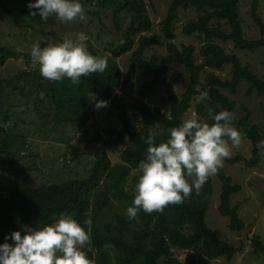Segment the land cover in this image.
Masks as SVG:
<instances>
[{
	"label": "trees",
	"instance_id": "obj_1",
	"mask_svg": "<svg viewBox=\"0 0 264 264\" xmlns=\"http://www.w3.org/2000/svg\"><path fill=\"white\" fill-rule=\"evenodd\" d=\"M169 1L171 5L167 17L160 23L163 35L154 33V23L145 0L100 1V7L113 9L118 32L123 38L122 42L109 49L111 57L108 59L107 69L103 73L81 77L78 85H73L68 78L62 81L48 80L40 84V91L49 99L51 112L55 111L60 116L57 117V122L71 123L77 130L85 128L97 109L92 107L93 113L91 110L87 111L89 104L93 101H106L110 112L116 113L122 126L107 131V134L116 136L112 150L118 152L121 144L128 145L120 151L121 163L118 165H113L105 152H98L88 177L83 180H71L40 188L0 183V243H3L4 237L12 231L51 223L54 214L68 212L81 224L91 213V241L94 251L88 255L95 260V264H185L174 256V249L202 251L210 261L225 259L231 262L239 253L234 245L222 240L206 222L214 194L211 176L199 192L193 190L190 197L180 204H169L163 211L152 213L141 210L134 219H129L126 215L127 207L132 204L134 185L140 174L138 165L144 158L147 147L144 139L151 134L155 135L156 143L165 141L169 136L168 129L178 126L187 117L192 103L202 91L207 90L209 97L206 101L198 100L194 106L195 116L211 123L208 117L209 108L215 112L228 110L234 115L235 126L243 133L242 142L251 141L250 160L239 152L233 158H225L226 163L235 165L245 162L246 167L252 169L259 165L262 158L256 145L264 139V131L257 125L249 124L251 112L248 108H243L246 114L241 119L237 118V104L230 99V94H236L243 83H248L247 96L254 93L263 96L264 80L253 73L250 65L243 64L235 54H227L217 43L232 40L235 48L240 51L255 52L264 49V23L257 14V1L254 0L252 6V18L260 27V38L257 40L246 39L239 16V0ZM29 2L30 0H23L20 3L21 17L27 28L57 24L54 17H50L47 22L38 15L32 17L27 7ZM190 8H194L198 16L188 20L182 32L184 36H195L204 43L199 48V64L195 58L197 48L193 44L179 47L175 43L178 11ZM224 27H229L231 33L224 30ZM165 40L170 41L167 44L169 54L188 72L186 89L182 94L177 92V87L181 84L179 75L168 77L169 66L162 65L156 56L150 59L145 56L147 50L163 47ZM127 55L131 56V65L122 83L123 74L117 60ZM18 57L16 50L10 51L0 46V66L9 59ZM227 65L232 66L233 76L230 81H224L214 72ZM138 68L151 77L140 88L138 98L132 104L121 97L117 90L123 85L135 86L133 77L138 73ZM28 76H14L10 86L18 79ZM161 89L165 92L162 106L166 107V110L162 107L150 108L144 99ZM9 90V87L5 88L0 84L2 108L10 95ZM19 97L24 98L23 95ZM140 124H144L145 129ZM0 134L5 135L4 144L7 147L6 151L0 149V160L2 155H6L5 159L0 161L2 166L11 164L24 152L27 140L24 137L8 136L1 127ZM215 175L222 183L220 213L230 220L232 231L241 232L245 229V222L239 215V205L232 206L231 199L242 191V187L235 184L222 167ZM115 204L122 210L113 214ZM105 245L109 247L106 248ZM254 248V254L264 255V243L260 238L254 241ZM194 262V257L188 259V264Z\"/></svg>",
	"mask_w": 264,
	"mask_h": 264
},
{
	"label": "rangeland",
	"instance_id": "obj_2",
	"mask_svg": "<svg viewBox=\"0 0 264 264\" xmlns=\"http://www.w3.org/2000/svg\"><path fill=\"white\" fill-rule=\"evenodd\" d=\"M21 1L23 0H0V46L10 51L19 53L17 59H9L0 66V84L9 87V97L4 107L0 106V127L5 129L8 136H19L26 138L24 152L14 162L0 166V183L13 186H27L40 188L71 180H83L89 175L93 167L96 154L105 152L113 165L121 163V152L127 147V143L121 144L118 152L112 150L116 136L107 134L108 130L121 128L116 113L110 112V106L94 109L96 102L89 104L87 111L91 110L93 116L83 130H77L71 123H58L55 111L51 112L48 104L49 99L40 91V84L48 80L39 73L38 66H33L30 57L31 45L39 39L42 46L48 43H59L64 38H75L79 32H84L88 37L83 43L93 55L111 57L110 50L123 41L116 26V18L113 9L100 7L102 0H80L86 9V20H75L69 23L57 22L55 26H34L27 28L21 17ZM148 4V12L154 23V33L163 35L160 23L165 20L171 1L169 0H145ZM258 3L257 14L264 23V0H256ZM254 0H239V16L246 39L257 40L260 38V27L252 18V6ZM194 8L179 10L178 20L175 25L177 46L193 44L197 48L195 58L198 64L201 62L199 48L204 44L197 37H186L183 35V26L190 19L197 18ZM231 33L229 27H224ZM151 34V33H150ZM165 40L163 47H155L147 50L145 56L150 59L156 56L162 65L170 67L168 77L179 75L181 84L177 92H185L188 80V72L184 67L176 63L169 54ZM227 54H235L243 64L250 65L255 75L264 80V49L255 52L237 50L232 40L227 42L217 41ZM122 70V83L127 77L131 65V56L127 55L117 60ZM224 81L232 79V66L227 65L220 71H214ZM28 74V77L18 79L10 86L11 79L19 75V78ZM205 76V75H203ZM144 70L138 68V73L133 77L135 86H120L118 94L126 101L134 104L138 98L140 88L150 79ZM9 84V86H8ZM248 83H243L236 94L230 99L237 106L235 114L241 119L248 108L251 112L249 124L257 125L264 131V95L256 93L247 96ZM227 96L229 94L225 92ZM20 95L24 98L20 99ZM165 97L164 90H156L144 101L150 108L162 106V98ZM198 97L192 103L191 110L186 118L195 114L194 106ZM9 113L7 114V111ZM196 115V114H195ZM60 117V116H59ZM62 120V118H61ZM66 121V120H65ZM64 121V122H65ZM140 126L145 129L144 124ZM100 136V138H98ZM5 135L0 134V149L7 150L4 144ZM240 152V153H239ZM241 154L246 159L252 157L251 141L245 140L239 146L231 148V157ZM6 155H2V161ZM222 170L231 176L233 182L242 187V191L232 196L231 204L239 205V215L245 222V229L234 232L230 229V220L220 213V195L222 183L214 174L212 175L214 194L211 198L207 212L206 222L208 226L218 233L222 240L234 245L239 253L231 262L225 259L210 261L202 251H180L174 249V256L185 264L188 259L194 257V264H264V255L254 254V241L260 238L264 243V155L256 168H247L245 162L229 165L225 159ZM136 172H133L135 174ZM113 214L121 211L120 206L115 204ZM116 263V262H113Z\"/></svg>",
	"mask_w": 264,
	"mask_h": 264
},
{
	"label": "clouds",
	"instance_id": "obj_3",
	"mask_svg": "<svg viewBox=\"0 0 264 264\" xmlns=\"http://www.w3.org/2000/svg\"><path fill=\"white\" fill-rule=\"evenodd\" d=\"M27 7L32 17L38 15L45 22L50 17L63 23L86 20V9L80 0H30ZM87 38L79 32L75 38L43 46L37 39L30 48L33 66H38L40 75L47 80L68 78L73 85H78L81 77L103 73L108 67L107 58L90 53L83 43ZM208 97L205 90L198 99L206 101ZM106 106L103 100L96 103L97 109ZM208 117L211 123L195 114L183 119L168 129V138L160 143L155 142V135L146 136L134 198L126 209L129 219L141 210L152 213L163 211L169 204L182 203L193 190L199 192L223 166L224 159L231 157V148L239 146L243 138L233 113L209 108ZM256 148L264 155V139ZM88 216L81 224L72 214L60 212L53 215L51 223L12 231L0 243V264H95L88 255L94 251L91 213Z\"/></svg>",
	"mask_w": 264,
	"mask_h": 264
}]
</instances>
